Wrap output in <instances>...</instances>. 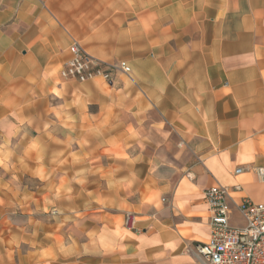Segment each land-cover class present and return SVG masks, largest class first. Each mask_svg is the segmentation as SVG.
Segmentation results:
<instances>
[{
    "label": "crops",
    "instance_id": "1",
    "mask_svg": "<svg viewBox=\"0 0 264 264\" xmlns=\"http://www.w3.org/2000/svg\"><path fill=\"white\" fill-rule=\"evenodd\" d=\"M73 41L130 72L61 79ZM256 166L264 0H0V264H203V190L264 203Z\"/></svg>",
    "mask_w": 264,
    "mask_h": 264
},
{
    "label": "built area",
    "instance_id": "2",
    "mask_svg": "<svg viewBox=\"0 0 264 264\" xmlns=\"http://www.w3.org/2000/svg\"><path fill=\"white\" fill-rule=\"evenodd\" d=\"M68 51L69 57L59 70L61 79L83 82L100 77L111 81L113 72L128 74L131 70L125 61L108 63L92 56L77 41L70 44ZM241 170L238 167L235 173ZM253 173L259 181L264 182V166L254 167ZM240 189V184L236 183L231 186L213 184L203 190L209 211V236L204 242L186 247V251L194 252L203 264H264V203L242 197L237 204V211L243 224L232 225L230 222L231 194ZM136 223L135 213H124L123 225L139 233Z\"/></svg>",
    "mask_w": 264,
    "mask_h": 264
},
{
    "label": "rangeland",
    "instance_id": "3",
    "mask_svg": "<svg viewBox=\"0 0 264 264\" xmlns=\"http://www.w3.org/2000/svg\"><path fill=\"white\" fill-rule=\"evenodd\" d=\"M230 222L232 225H242L243 224V219L241 218L237 210H233L232 214L230 215Z\"/></svg>",
    "mask_w": 264,
    "mask_h": 264
}]
</instances>
